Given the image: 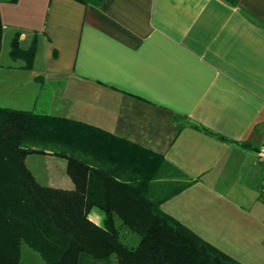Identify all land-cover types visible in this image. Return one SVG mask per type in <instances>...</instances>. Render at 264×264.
Returning a JSON list of instances; mask_svg holds the SVG:
<instances>
[{"label": "crops", "instance_id": "obj_1", "mask_svg": "<svg viewBox=\"0 0 264 264\" xmlns=\"http://www.w3.org/2000/svg\"><path fill=\"white\" fill-rule=\"evenodd\" d=\"M6 2L2 41L8 29L10 44L19 33L21 48L36 39L37 51L31 69L0 53V106L85 122L163 155L195 181L161 208L239 262L264 264V0ZM44 6L42 30L19 23ZM25 161L42 185L73 188L66 159Z\"/></svg>", "mask_w": 264, "mask_h": 264}, {"label": "trees", "instance_id": "obj_2", "mask_svg": "<svg viewBox=\"0 0 264 264\" xmlns=\"http://www.w3.org/2000/svg\"><path fill=\"white\" fill-rule=\"evenodd\" d=\"M2 38L0 8V53ZM19 39L9 56L31 69L37 41L23 49ZM173 122L181 131L180 116ZM33 153L66 159L73 188L39 183L25 161ZM194 181L163 155L91 124L0 106V264H28L23 243L45 264H243L161 208Z\"/></svg>", "mask_w": 264, "mask_h": 264}, {"label": "rangeland", "instance_id": "obj_3", "mask_svg": "<svg viewBox=\"0 0 264 264\" xmlns=\"http://www.w3.org/2000/svg\"><path fill=\"white\" fill-rule=\"evenodd\" d=\"M8 0H0V4L3 8L7 5ZM21 8L24 7V4L20 5ZM45 19V6L43 8H39L37 12L33 13V16L29 18L21 17L19 23L29 27L32 31L42 30ZM10 33L8 29H6L5 39L2 41V49H1V62L5 60H9V51H10ZM36 162H34L35 164ZM22 256L23 261L28 264H45L40 255L30 248L26 243H23L22 246Z\"/></svg>", "mask_w": 264, "mask_h": 264}, {"label": "built area", "instance_id": "obj_4", "mask_svg": "<svg viewBox=\"0 0 264 264\" xmlns=\"http://www.w3.org/2000/svg\"><path fill=\"white\" fill-rule=\"evenodd\" d=\"M257 161L264 170V133H263L262 141L257 150ZM259 196H260V199L264 202V177H263L262 185L259 191Z\"/></svg>", "mask_w": 264, "mask_h": 264}]
</instances>
